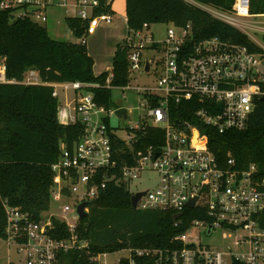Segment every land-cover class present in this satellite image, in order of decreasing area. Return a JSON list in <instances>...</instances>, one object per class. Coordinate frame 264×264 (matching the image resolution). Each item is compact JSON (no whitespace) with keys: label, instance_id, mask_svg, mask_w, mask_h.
Returning a JSON list of instances; mask_svg holds the SVG:
<instances>
[{"label":"built area","instance_id":"1","mask_svg":"<svg viewBox=\"0 0 264 264\" xmlns=\"http://www.w3.org/2000/svg\"><path fill=\"white\" fill-rule=\"evenodd\" d=\"M71 10L72 17L87 22V38L103 24H111L110 13H101L100 0H0V10L10 11L15 19L29 18L48 22L47 8ZM211 16L238 28H257L248 18L264 17L251 13V0H235L232 11L209 8ZM206 11V10H205ZM237 28V29H238ZM264 31V30H263ZM128 52L129 83L113 84V72L105 84L66 82L49 84L53 97L65 94L67 124L80 125L81 136L72 147L62 146L60 160L52 166L54 173L50 210L35 219L30 213L4 203L6 223L4 241L9 249L8 264L13 263L11 250L19 255L18 264H61V256L71 251L90 252L91 244L80 236L79 206L90 213L111 181L130 185L146 173H156L158 183L144 192L138 202L140 211H164L181 215L174 227L186 230L176 235L167 248H129L128 256L115 264H264V179L258 167L238 169L234 158L222 166L210 149L209 129L220 135L249 128L257 103L264 100V74L259 66L264 54L247 46L220 38L199 39L191 24L173 25L163 40H156L151 25L131 30L124 42ZM258 45V44H257ZM147 51L160 59L146 60ZM150 70L146 71V64ZM154 64L161 69L157 83L138 87L131 85L136 75H150ZM24 84H42L38 72L29 70ZM6 77V66L0 63V84H16ZM112 92L110 106L97 100V90ZM138 97L139 124L128 129L129 139L117 134L122 122L129 121V110L113 102V93ZM186 104L188 116L173 115V109ZM126 110L121 116L119 110ZM118 120V127L112 121ZM149 129L163 132V143L142 148L141 139ZM158 140V135L154 137ZM159 155V156H158ZM76 193V211L64 203ZM197 199L192 209L189 203ZM189 213V214H188ZM69 233L58 238L51 235L55 223ZM220 233V234H219ZM221 235L223 249L204 241ZM114 253L92 257L96 264Z\"/></svg>","mask_w":264,"mask_h":264},{"label":"trees","instance_id":"2","mask_svg":"<svg viewBox=\"0 0 264 264\" xmlns=\"http://www.w3.org/2000/svg\"><path fill=\"white\" fill-rule=\"evenodd\" d=\"M112 2L100 0L98 13L114 15ZM234 3L235 0H125L127 26L130 32L140 30L145 23L176 27L191 24L199 39L217 37L264 54V49L247 34L200 7L207 5L229 12ZM251 13L264 15V0H251ZM65 24L80 42L56 40L45 26L29 18L15 19L10 11L0 10V63L6 66V77L17 82L0 84V239L3 240L4 203L39 220L51 207L52 166L60 160L62 146L72 147L81 136L80 125L59 120V99L53 97L54 89L49 84L106 82L107 73L95 76V61L88 53L87 43L81 42L86 36L87 22L69 16ZM121 46L113 60L116 86L129 83V50H120ZM29 70L38 72L42 84L23 83ZM111 98V91L97 90L99 103L111 107ZM186 106L173 109V115L180 119L187 117L190 110ZM208 134L210 149L222 166L232 157L238 169L256 165L259 178L264 179V100L257 103L247 130L220 135L209 129ZM157 135L158 140L154 139ZM162 140L161 130L149 129L141 139V146L159 147ZM132 196L128 185L109 182L92 202L88 217L80 223V236L90 242V252L63 254L61 264H96L92 262L94 255L129 248H167L190 223V218L185 219L183 227L175 228L172 212L134 210ZM55 225L51 235L58 238L69 235L61 223L56 221Z\"/></svg>","mask_w":264,"mask_h":264},{"label":"rangeland","instance_id":"3","mask_svg":"<svg viewBox=\"0 0 264 264\" xmlns=\"http://www.w3.org/2000/svg\"><path fill=\"white\" fill-rule=\"evenodd\" d=\"M112 2V10L114 11V15H112V23L111 24H103L97 32L89 36L87 40V49L89 55L94 59V74L95 76H101L105 73H111L113 69V60L115 57V53L118 50L119 45H123L124 41L129 36V30L127 27L126 22V15H125V0H110ZM192 1V0H187ZM203 10L209 12V8L212 6L207 5H200ZM65 16H73L74 13L71 10H63ZM41 24V22H39ZM247 23L254 24L262 31H257L254 28H238L245 34H247L251 40H253L256 44H258L261 48L264 49V17H257V18H248ZM48 26V32L50 36L56 40L60 41H69V42H80L77 40L73 34L69 31L66 27V24L61 22L59 25L55 26ZM232 26V25H231ZM173 24H154L151 25V32L155 35L156 40H163L165 37V33L168 29H171ZM234 27V25H233ZM58 34L55 32V30ZM146 60H150L154 58L155 61L160 59V55L152 54L150 51H147L144 55ZM259 69L264 74V59L262 60ZM161 69L154 64L153 71L150 75L142 74L133 76L131 79L132 86H148L157 83ZM128 98L123 99L121 97V93L115 92L113 93V102L123 106L129 110V121L121 123V129L117 131L120 137L125 140L129 139L128 129L130 127H135L139 124V115L141 113L140 106H139V99L138 97L132 95V93H127ZM66 99L65 94L61 91L60 92V99H59V112L58 118L61 122H67L68 114L66 112ZM158 183V177L156 173H146L141 176L139 180L129 185V188L132 190L133 193L136 192H144L149 188H153ZM77 194L74 193L72 197L63 200L64 203L69 204L73 212L69 214V219H72L75 211H76V204H77ZM138 210V209H137ZM51 211L57 214V205L52 204ZM140 211V210H138ZM220 234V233H219ZM206 244L211 245L217 249H223V241L221 239V235L215 234L212 238L207 239L204 241ZM128 256L126 251L120 253H114L108 255L106 258L103 259V262L106 264H115L121 257ZM11 257L13 263L18 264L19 262V255L18 253L12 249L11 250ZM9 258V249L7 247L6 242L3 239H0V264H8Z\"/></svg>","mask_w":264,"mask_h":264},{"label":"water","instance_id":"4","mask_svg":"<svg viewBox=\"0 0 264 264\" xmlns=\"http://www.w3.org/2000/svg\"><path fill=\"white\" fill-rule=\"evenodd\" d=\"M126 47H127V46L123 44V45L121 46L120 50L126 49ZM149 70H150V63L147 62V64H146V71L148 72ZM125 112H126V110L122 109V110H119L117 114H118L119 116H121V115H122L123 113H125ZM112 126L115 127V128L118 127V120H117V119H115L114 121H112ZM158 156H159V155H158ZM144 195H145V193H137V194H135V195L132 196V198H131V205H132V208H133L134 210H137L138 202L140 201V199H141ZM196 200H197V199H194V200H192V201L189 203V205H188V208H189V209H192V208L194 207V204H195ZM88 205H89L88 203H83L82 205L79 206L78 213H79V215H80V217H81L82 220H83V219H86V218L88 217V213L84 211V209H85ZM180 217H181L180 214H179V215H175V216L173 217V219H174V220H177V219H179Z\"/></svg>","mask_w":264,"mask_h":264},{"label":"crops","instance_id":"5","mask_svg":"<svg viewBox=\"0 0 264 264\" xmlns=\"http://www.w3.org/2000/svg\"><path fill=\"white\" fill-rule=\"evenodd\" d=\"M63 10H65V9L60 8L58 6H56V7L50 6V7L47 8V11H46L47 12V16H48V22L44 23V24H42V23L40 24L37 21L36 22L39 23L40 25L45 26L47 29H48V26H47L48 24H50V26H53L55 28V26L59 25L61 22L64 21V23H65L66 18L69 17V16H65L64 15V13H63L64 11ZM125 15H126V11H125ZM126 22H127V18H126ZM54 30L58 34L56 29H54Z\"/></svg>","mask_w":264,"mask_h":264}]
</instances>
